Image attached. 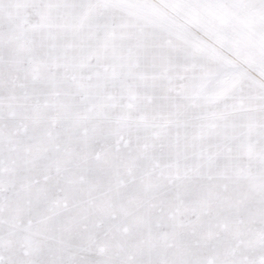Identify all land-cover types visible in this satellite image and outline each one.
Returning a JSON list of instances; mask_svg holds the SVG:
<instances>
[{
  "label": "snow or ice",
  "instance_id": "6c2138e0",
  "mask_svg": "<svg viewBox=\"0 0 264 264\" xmlns=\"http://www.w3.org/2000/svg\"><path fill=\"white\" fill-rule=\"evenodd\" d=\"M0 264H264V0H0Z\"/></svg>",
  "mask_w": 264,
  "mask_h": 264
}]
</instances>
